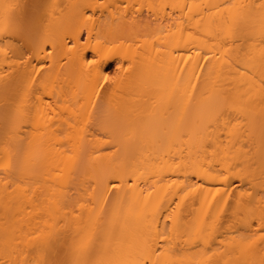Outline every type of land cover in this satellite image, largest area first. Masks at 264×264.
<instances>
[{
	"label": "bare ground",
	"instance_id": "1",
	"mask_svg": "<svg viewBox=\"0 0 264 264\" xmlns=\"http://www.w3.org/2000/svg\"><path fill=\"white\" fill-rule=\"evenodd\" d=\"M0 264H264V0H0Z\"/></svg>",
	"mask_w": 264,
	"mask_h": 264
},
{
	"label": "rangeland",
	"instance_id": "2",
	"mask_svg": "<svg viewBox=\"0 0 264 264\" xmlns=\"http://www.w3.org/2000/svg\"><path fill=\"white\" fill-rule=\"evenodd\" d=\"M146 14V13H145ZM13 47L18 51V52H23L21 45L17 44V42L14 43ZM116 65L114 63L111 64L110 72L111 74L115 72Z\"/></svg>",
	"mask_w": 264,
	"mask_h": 264
}]
</instances>
